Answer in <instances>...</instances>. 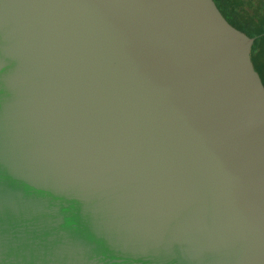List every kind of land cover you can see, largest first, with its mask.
I'll return each instance as SVG.
<instances>
[{"label":"water","instance_id":"obj_1","mask_svg":"<svg viewBox=\"0 0 264 264\" xmlns=\"http://www.w3.org/2000/svg\"><path fill=\"white\" fill-rule=\"evenodd\" d=\"M209 0H0V264H264V80Z\"/></svg>","mask_w":264,"mask_h":264},{"label":"trees","instance_id":"obj_2","mask_svg":"<svg viewBox=\"0 0 264 264\" xmlns=\"http://www.w3.org/2000/svg\"><path fill=\"white\" fill-rule=\"evenodd\" d=\"M237 28L254 37L253 62L264 80V0H209Z\"/></svg>","mask_w":264,"mask_h":264}]
</instances>
